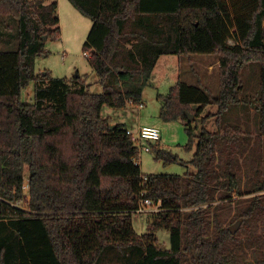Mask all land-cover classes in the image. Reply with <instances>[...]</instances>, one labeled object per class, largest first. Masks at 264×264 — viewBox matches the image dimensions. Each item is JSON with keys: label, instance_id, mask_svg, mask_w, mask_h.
I'll return each instance as SVG.
<instances>
[{"label": "trees", "instance_id": "16d2710c", "mask_svg": "<svg viewBox=\"0 0 264 264\" xmlns=\"http://www.w3.org/2000/svg\"><path fill=\"white\" fill-rule=\"evenodd\" d=\"M69 1L91 21L83 50L100 93L80 76L35 72L46 42L60 38L57 2L0 0V15L17 25L16 49L0 50V264H264L240 263L237 249L241 231L247 248L264 247V170L248 166L264 137V0ZM193 54L218 55V93L178 80L158 95L164 121L186 122L193 156L182 165L191 169L144 175L125 124L111 128L102 109L141 105L160 56ZM252 62L260 68L254 136L226 116L246 105L241 71ZM210 105L216 112L200 118L195 135L188 115L194 122ZM212 117L215 131L206 127ZM155 159L178 157L157 147ZM144 199L162 210L138 234L131 216ZM231 204L245 205L230 219L241 222L235 234L224 218ZM163 229L168 249L157 246Z\"/></svg>", "mask_w": 264, "mask_h": 264}, {"label": "rangeland", "instance_id": "374dc122", "mask_svg": "<svg viewBox=\"0 0 264 264\" xmlns=\"http://www.w3.org/2000/svg\"><path fill=\"white\" fill-rule=\"evenodd\" d=\"M53 1L57 2L59 8L60 38L46 42L45 51L47 55L42 54L36 57L35 72L44 73L45 71H49L51 77L55 78H73L77 74L84 79L85 84L89 85L90 92L100 93L101 86L98 83V78L89 66L88 55L83 50V45L86 42L92 25L90 19L82 15L69 0H47V2ZM16 32V22L0 15V50L12 51L16 49ZM228 42L229 44H233L232 40ZM259 69V63L252 62L241 71L242 94L243 97L245 96L246 105H240L237 109L233 108L226 115L231 122L235 123L240 121L242 126L252 136L258 134V118L255 107L259 95ZM178 80L191 85H195L198 82L206 87L213 95H216L219 90L218 55L193 54L164 56L156 64L150 81L143 90L141 107L140 105L129 104L124 110H116L107 106H104L102 109L103 117L109 116L111 120L123 121L133 132H136L140 126H152L160 130L161 137L159 142H141L140 144L142 148H149V151L145 149L140 150L139 165L144 175L162 173L183 175L191 169L190 166L185 167L182 165V162H188L193 156V151H187L184 148L188 142V135L185 131L186 122L181 120L164 121L159 115L162 101L158 95H166L169 88ZM33 91L34 85L30 83L22 90V101L25 103L33 102ZM215 112L216 106L210 105L203 110L201 116L196 118L194 122V117L192 118L191 126L198 128L194 130L195 135L200 131V118L209 113L214 114ZM206 127L209 131L216 130L214 117L206 122ZM157 147L169 151L172 157L177 156V162L163 165L160 160H156ZM254 154L256 155L255 160L248 164V166H253L255 169L257 168L263 171L264 137H259L249 157L252 158ZM257 156L260 157L257 159ZM27 172V168H25V183L28 177ZM24 192H27L26 184L24 186ZM253 195L255 194L250 196ZM239 198L241 200L242 198H246V196ZM16 205L22 209H27V196L25 195L22 200L16 202ZM244 207L245 205L243 204L239 207L236 204L227 206L224 212V218L228 228L237 222L236 220L230 222L234 213ZM153 216H155V213ZM153 216L152 214L133 213L131 221L135 232L138 234L145 233L147 224L151 218L153 219ZM239 227L236 232L240 231ZM252 228L254 227L252 226ZM246 236V231H241L237 238L238 241L242 240L240 249L236 247L239 254L242 255L240 263H254L256 259H263L264 247L261 249L247 248V243L245 242ZM156 238L159 248L168 249L170 247L169 231L164 229L157 231ZM262 243L264 244V241Z\"/></svg>", "mask_w": 264, "mask_h": 264}, {"label": "built area", "instance_id": "2783aa9c", "mask_svg": "<svg viewBox=\"0 0 264 264\" xmlns=\"http://www.w3.org/2000/svg\"><path fill=\"white\" fill-rule=\"evenodd\" d=\"M126 133L131 137L133 143L138 147L139 151L144 149L149 151L148 147L142 148L140 145L141 142H159L161 137L160 130L157 127L152 126H140L137 128L136 132L127 129ZM143 181L146 182L147 177H144ZM161 210L160 201L154 202L150 199H144L139 203L136 213L154 214L160 212Z\"/></svg>", "mask_w": 264, "mask_h": 264}, {"label": "water", "instance_id": "95a60500", "mask_svg": "<svg viewBox=\"0 0 264 264\" xmlns=\"http://www.w3.org/2000/svg\"><path fill=\"white\" fill-rule=\"evenodd\" d=\"M46 40V36L45 37H43V41H45ZM78 77V75L76 74L73 78H77ZM189 116V120L191 121L192 120V115H188ZM114 125H111V128L113 127ZM240 224H241V222L240 221H237V222H235L232 226H230L228 229H229V231L231 232V234H235L236 233V230H237V228L240 226Z\"/></svg>", "mask_w": 264, "mask_h": 264}, {"label": "crops", "instance_id": "0c3cea01", "mask_svg": "<svg viewBox=\"0 0 264 264\" xmlns=\"http://www.w3.org/2000/svg\"><path fill=\"white\" fill-rule=\"evenodd\" d=\"M58 10H59V8H58ZM164 56L168 57L169 55H162V56H160L159 59H158V61H157V63H158V62L160 61V59H161L162 57H164ZM168 59H169V58H168ZM154 69H155V68H154ZM153 71H154V70H153ZM113 120H114V119H113ZM113 120H112V122H111L112 125L117 124V123H124L123 121H120V120H118V121H115V120L113 121ZM124 124H125V126H126L127 129L132 130L130 127H127V124H126V123H124ZM157 246H158V245H157ZM158 247H159V246H158ZM161 249H162V248H161Z\"/></svg>", "mask_w": 264, "mask_h": 264}]
</instances>
